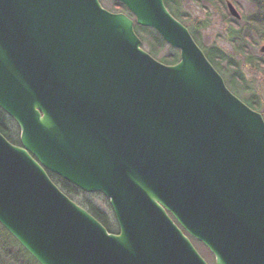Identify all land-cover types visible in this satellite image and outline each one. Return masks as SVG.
<instances>
[{
	"label": "water",
	"instance_id": "obj_1",
	"mask_svg": "<svg viewBox=\"0 0 264 264\" xmlns=\"http://www.w3.org/2000/svg\"><path fill=\"white\" fill-rule=\"evenodd\" d=\"M0 0V223L39 264H264V116L165 0ZM229 9L240 16L232 3ZM135 25L179 51H147ZM260 51L264 53V44ZM49 172L110 202V231Z\"/></svg>",
	"mask_w": 264,
	"mask_h": 264
},
{
	"label": "rangeland",
	"instance_id": "obj_2",
	"mask_svg": "<svg viewBox=\"0 0 264 264\" xmlns=\"http://www.w3.org/2000/svg\"><path fill=\"white\" fill-rule=\"evenodd\" d=\"M228 1L235 5L242 15L241 19L237 20L229 13ZM101 2L104 7L112 10V0H101ZM256 4L250 0H201L199 2L182 0L181 7L182 12L186 13L184 24L188 28L191 27L190 32L192 29L199 32L200 40L197 43L204 52L217 47L224 54V59L220 64L221 68L215 67L225 81L229 79L234 70H239L244 76L245 85L248 86L242 94L245 97L252 94L257 95L260 100L257 111L264 116V66L261 65L264 54L260 51L264 38L248 21L257 10ZM144 48L147 50L145 45ZM173 51L167 45L159 58H156L161 60L162 56H168ZM10 125L20 133L14 120H10ZM73 200L87 209L91 206L98 207L106 212L118 227L110 202L103 194L80 190ZM1 238L6 239L11 244V248L17 252L19 256L16 260L17 264H36L28 254L23 252L18 242L12 241L5 233H2ZM198 246L197 248L207 261L210 264H216L215 257L210 250L202 243Z\"/></svg>",
	"mask_w": 264,
	"mask_h": 264
},
{
	"label": "trees",
	"instance_id": "obj_3",
	"mask_svg": "<svg viewBox=\"0 0 264 264\" xmlns=\"http://www.w3.org/2000/svg\"><path fill=\"white\" fill-rule=\"evenodd\" d=\"M112 11H119V12H126L129 15V11L125 7L124 4L120 3L119 1L112 0ZM201 1V0H196ZM253 1L255 4L257 2V10L254 13L253 16L250 17L248 20L251 23V26L260 34H262V38H264V0H250ZM165 3L168 7V9L171 11V13L181 20L183 23H186L185 15L186 13L182 12L181 3L182 0H165ZM132 16V15H131ZM191 28V27H189ZM136 33L139 35V37L143 41V46L145 45L147 47V50L155 57L159 58L161 53L164 51L167 45H169L165 39L154 29L149 27H144L140 25H135ZM192 35L195 38L196 41L200 40V35L197 30L192 29ZM170 46V45H169ZM174 51L172 54L168 56H162L161 61L167 63V64H175L179 61L180 55L179 51L172 46H170ZM207 57L212 62L214 66L217 68H221V60L224 59V54L220 49L217 47H212V49H208L206 52ZM263 62L261 65L264 66V59H261ZM227 81V86L237 95L239 96L243 101H245L250 107L257 110L259 108L260 100L259 97L255 94L244 96L242 92L246 90L245 85V79L244 76L239 72V70H234ZM10 120H13L9 115L0 108V131L13 143L20 144V133H18L17 130H15L10 125ZM49 175L53 179V181L72 199H75V196L80 192L81 189H79L74 184L65 181L61 177L49 172ZM88 210L96 217L98 218L110 231L117 232L118 227L116 226L115 222L110 218V216L106 213L100 210L96 206H91L88 208ZM2 233H5L12 241L18 242L7 230L3 227L0 223V264H17L16 261L19 257L17 255V252H15L11 248V244L6 240L1 238ZM193 242L197 247L200 244V242L194 238H192ZM19 243V242H18ZM20 244V243H19ZM21 249L24 253L28 254L31 259L36 263L39 264L38 261L28 252L22 245L20 244Z\"/></svg>",
	"mask_w": 264,
	"mask_h": 264
},
{
	"label": "flooded vegetation",
	"instance_id": "obj_4",
	"mask_svg": "<svg viewBox=\"0 0 264 264\" xmlns=\"http://www.w3.org/2000/svg\"><path fill=\"white\" fill-rule=\"evenodd\" d=\"M229 3H232L231 1H228L227 2V7H228V10H229V13H231V15L234 17V18H236L237 20H239V19H241L242 18V15L239 13V15L240 16H235L234 14H232V12L230 11V9H229ZM233 4V3H232ZM234 5V4H233ZM235 6V5H234ZM236 8V7H235ZM238 11V10H237ZM264 44V43H263ZM262 44V45H263ZM262 47V46H261ZM264 54V53H263Z\"/></svg>",
	"mask_w": 264,
	"mask_h": 264
}]
</instances>
